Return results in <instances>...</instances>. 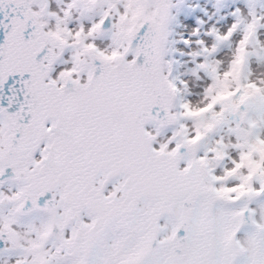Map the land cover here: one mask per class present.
<instances>
[{"label": "snow or ice", "instance_id": "6c2138e0", "mask_svg": "<svg viewBox=\"0 0 264 264\" xmlns=\"http://www.w3.org/2000/svg\"><path fill=\"white\" fill-rule=\"evenodd\" d=\"M0 264H264V0H0Z\"/></svg>", "mask_w": 264, "mask_h": 264}]
</instances>
